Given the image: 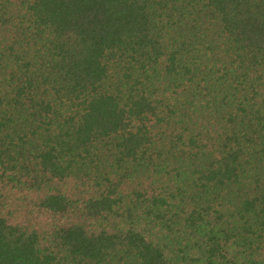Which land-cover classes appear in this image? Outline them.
Here are the masks:
<instances>
[{
    "label": "trees",
    "instance_id": "trees-1",
    "mask_svg": "<svg viewBox=\"0 0 264 264\" xmlns=\"http://www.w3.org/2000/svg\"><path fill=\"white\" fill-rule=\"evenodd\" d=\"M0 264H264V0H0Z\"/></svg>",
    "mask_w": 264,
    "mask_h": 264
}]
</instances>
